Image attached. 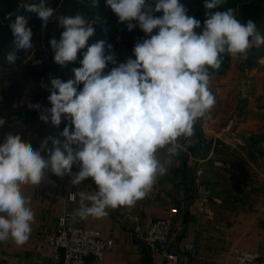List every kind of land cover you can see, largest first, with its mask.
<instances>
[{
	"label": "clouds",
	"instance_id": "1",
	"mask_svg": "<svg viewBox=\"0 0 264 264\" xmlns=\"http://www.w3.org/2000/svg\"><path fill=\"white\" fill-rule=\"evenodd\" d=\"M222 3L204 0V7L214 9ZM22 6L36 13L43 27L56 13L44 0ZM87 6L97 9L99 0H87ZM106 7L120 22H128V30L136 27L132 21L138 22L149 38L135 43V59L129 57L105 73L108 64L117 61L112 45L106 49V41L88 44L94 24L79 12L57 18L64 30L59 40L49 41L54 62L66 66L77 60L81 49L87 50L81 67L72 69L74 78L50 80L51 108L40 119L45 123L50 119L58 127L63 116L74 128L65 126L59 133L63 140L47 137L38 149L13 133L0 144V243L21 246L29 240L35 213L21 187L40 185L49 172L57 177L70 175L73 186L87 178L94 181L95 194H81L74 210L81 219L102 218L108 209L133 206L144 199L157 178L166 175L172 159L195 143V123L214 106L209 70H219L226 53L246 59L251 47L264 45L256 24L241 23L231 8L206 12L198 34L194 29L201 22L187 15L179 0H155L154 6L147 0H106ZM27 24L23 15L9 24L15 48L5 57L10 65L18 59L17 51L34 47ZM154 29L158 32L153 35ZM30 107L40 110L39 104ZM5 124L0 118V127ZM74 165L79 167L76 173Z\"/></svg>",
	"mask_w": 264,
	"mask_h": 264
},
{
	"label": "crops",
	"instance_id": "2",
	"mask_svg": "<svg viewBox=\"0 0 264 264\" xmlns=\"http://www.w3.org/2000/svg\"><path fill=\"white\" fill-rule=\"evenodd\" d=\"M22 15L35 33L31 39L36 47L46 27L42 28L36 13L24 8ZM96 20L93 16L89 22L100 23ZM63 30L61 27L57 40ZM116 33L106 40V49L108 44H116ZM37 48L30 55L27 53L32 49L23 52V58L37 56ZM255 48L248 50L249 59L244 62L243 58L236 62L228 54L225 68L211 76L209 89L215 104L195 123V143L172 159L166 175L157 178L144 199L133 206L108 209L102 218L76 221L84 228L100 231L111 246L102 260L93 264H227L234 248L258 253L254 264H264V56ZM10 51H15L13 44L0 54V68L5 64L9 72L0 82V114L6 121L0 127V144L8 133H13L38 149L48 136L59 137L65 126L74 128L63 116L56 127L50 119L42 121L40 115L51 108L50 80L63 81L73 68L81 67L83 55L60 66L54 63L52 51L41 65H30L33 74L28 75V66L20 63L22 58L18 57L14 65L7 62L5 57ZM114 55L117 64L109 63L105 73L129 57L135 59L130 52ZM6 102L8 114L4 112ZM34 104H39L40 110L30 107ZM159 155L164 158L163 151ZM78 171L74 165L72 172ZM21 191L30 199L29 206L35 213L32 232L24 245L0 243V264H60L49 259L43 245L56 231L58 216L78 208L81 194H95L94 181L87 178L73 186L70 175L57 177L49 172L40 185H22ZM71 194L75 196L73 202L68 201ZM170 215L173 222L166 250L176 256L172 263L149 252L144 244L147 225ZM188 244L193 245L190 251L185 248Z\"/></svg>",
	"mask_w": 264,
	"mask_h": 264
},
{
	"label": "built area",
	"instance_id": "3",
	"mask_svg": "<svg viewBox=\"0 0 264 264\" xmlns=\"http://www.w3.org/2000/svg\"><path fill=\"white\" fill-rule=\"evenodd\" d=\"M147 2L154 6L153 0ZM153 35L155 34L153 30ZM56 36L52 31L45 30L40 45L37 48V56L22 58V65L37 66L50 58L51 45L49 41ZM143 39L149 38L143 33ZM7 72L0 69V81L5 79ZM74 78L70 73L63 81ZM83 86L82 84L79 85ZM50 137V136H48ZM52 137V136H51ZM51 142V141H49ZM47 158V155H44ZM74 195L68 196V201L73 202ZM79 217L74 216V210L64 213L57 218V229L48 237L42 250L52 262L60 264H93L100 262L111 246L100 231L87 229L76 224ZM173 218L170 215L165 219H157L146 227L144 244L151 253L161 255L168 263L176 260V256L166 250L168 237L171 231ZM186 250L193 249L192 244L186 245ZM259 259V254L234 248L231 251V260L227 264H254Z\"/></svg>",
	"mask_w": 264,
	"mask_h": 264
},
{
	"label": "rangeland",
	"instance_id": "4",
	"mask_svg": "<svg viewBox=\"0 0 264 264\" xmlns=\"http://www.w3.org/2000/svg\"><path fill=\"white\" fill-rule=\"evenodd\" d=\"M40 2L41 0H0V46L5 41L3 40L4 37L7 36L9 32H11L10 27L3 25L5 16L7 15L6 14L7 10L16 9L19 3H23V4L33 3V4L38 5ZM179 2L183 4L185 8L187 9V15L194 17L195 19L201 22V27L198 29H194V31H196L198 34L203 31L204 21L207 18L205 15L206 12L214 13L216 11H225L231 8L234 10V14L236 15L237 19L241 21V23H246L248 20H252L256 24L258 31L262 35H264V0H224V3H222V5L214 9H206L204 7V0H179ZM44 3L46 6H50L56 10L55 15L53 16V18L50 19L49 23L47 24L45 28L48 31H52L56 37H58V33L61 31V27H59L57 24V18L60 15H74L73 13L74 9L79 8L80 9L79 12H81L83 15H85L83 13L84 11L92 13L91 14L92 18L93 16L94 17L99 16V19L96 20L97 22L98 21L102 22L105 17H107L108 19H112L116 17V14L113 13L110 8L106 7V0H105V3H101L103 6V9L100 13L95 12V9H93L94 11L91 12L92 8L87 6V0H44ZM154 15L160 16L161 13H154ZM127 23L128 22H123V25L126 24L125 27L118 28L117 30V33H116L117 41H116V44L113 43L112 45L114 46L112 48L113 53L130 52L133 54L135 43L137 41L143 40L142 35L144 32L139 28L138 22L132 21L133 24H136V27H134L132 30H128ZM42 28L44 27L42 26ZM154 32L156 34L158 32V29H154ZM34 34L35 33H33L32 37L34 36ZM122 37L124 38L122 39ZM131 40H134V41L132 42ZM38 45L36 47H39ZM36 47H33V49H36ZM33 49L29 53H27L24 50L17 51V56L20 58H23L22 56L23 52H26L28 55H30V53L33 52ZM254 51L257 52V54L264 56V45H260L258 47L256 46ZM51 53H52V50L50 51V54ZM28 55L26 57H28ZM224 55H226L227 57V60L225 62V65H226L229 55L227 53ZM248 59L249 58L247 54V58L246 59L243 58V62L244 60L247 61ZM234 60L236 62H239L240 60H242V58L234 57ZM4 65L5 64H2L1 67L3 68H0V69H3V70L7 69L4 67ZM22 66H30V65H22Z\"/></svg>",
	"mask_w": 264,
	"mask_h": 264
},
{
	"label": "trees",
	"instance_id": "5",
	"mask_svg": "<svg viewBox=\"0 0 264 264\" xmlns=\"http://www.w3.org/2000/svg\"><path fill=\"white\" fill-rule=\"evenodd\" d=\"M101 3H105V0H100L99 6L97 9H95V12L100 13L102 11L103 6ZM10 11H12V10L8 9L6 14H8ZM79 11H80V9L77 8V9H74L73 13L76 14ZM93 11L94 10L91 9V12H93ZM79 13H81V12H79ZM83 13L85 14L84 16L86 17V19L88 21L92 18L91 17L92 13H89L87 11H84ZM161 15H162V13H161ZM122 25H123V22H120V20L117 16L112 18V19H108L107 17H105L102 22L93 25L95 28V33L89 39L88 44L91 45V44H93L99 40H104V41L108 40L109 38H111L112 32H115L116 30H118V28H120ZM4 26L9 27V25H7V24H5ZM3 40H5V41L0 46V54L5 52L6 50H9L10 47H12V44H13L12 32H9L8 35L4 37ZM86 50H87V48L81 49L77 55H79V56L83 55V53L86 52ZM226 60H227V57H226V55H224L222 57V64H221L220 69L219 70H211L210 69L209 70L210 75L212 76L216 73L221 72L226 66L225 65ZM27 69H28L27 70L28 75L33 74V72H31V69L29 68V66L27 67ZM11 95H12V92L9 93V98ZM8 106H9V102H6V106H4L5 107L4 112H6V114H8ZM1 116H2V114H0V118H1Z\"/></svg>",
	"mask_w": 264,
	"mask_h": 264
},
{
	"label": "water",
	"instance_id": "6",
	"mask_svg": "<svg viewBox=\"0 0 264 264\" xmlns=\"http://www.w3.org/2000/svg\"><path fill=\"white\" fill-rule=\"evenodd\" d=\"M153 2L155 3V0H153ZM22 5H23V3H19L16 9L10 11L5 16V19H4L5 24L9 25L11 22H13L15 20L16 16L23 14L24 7Z\"/></svg>",
	"mask_w": 264,
	"mask_h": 264
}]
</instances>
